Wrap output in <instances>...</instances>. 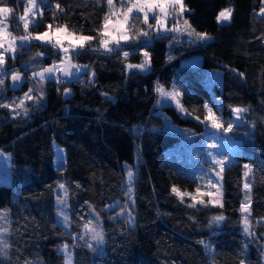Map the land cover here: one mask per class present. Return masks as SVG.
<instances>
[{
  "label": "trees",
  "instance_id": "16d2710c",
  "mask_svg": "<svg viewBox=\"0 0 264 264\" xmlns=\"http://www.w3.org/2000/svg\"><path fill=\"white\" fill-rule=\"evenodd\" d=\"M184 2L189 8L185 18L210 39L175 33L161 38L152 32L149 38L140 36L105 52L92 50L98 47L97 38L73 58L87 65L79 78L48 80L44 86L35 84L25 64H51L61 59L60 51L31 40L18 47L15 59L7 57L6 66L16 67L26 81L13 91L11 76H0L5 78L0 103L18 102L30 83L33 96L42 87L43 98L26 103L27 116L17 109L20 115L13 118L9 108L0 107V151L12 160L10 183L0 184V210H9L3 239L10 245L7 255L0 254V264H65L60 252L65 244L71 247L73 264H264V0ZM39 5L42 16L37 14L29 25L32 34L51 24L96 36L107 11L105 0H47ZM0 6L13 9L7 18L9 32L25 35L19 16L27 0H0ZM228 7L232 20L220 24L217 16ZM137 25L146 28L141 21ZM124 51L129 52L127 59ZM145 52L150 58L145 71L126 67L143 63ZM193 58H200L205 69L222 70L223 82L214 85V92L195 77L192 67H184ZM158 85L180 88L183 105L200 119L205 104L225 124L234 122L233 108L248 109L230 133L239 148L223 173L222 208L207 204L208 196L203 197L207 206L188 207L190 197L182 203L173 194V186L193 194L198 186L206 190L204 181L190 175L197 170L200 176L210 167L204 159L207 132L205 124L174 107H158ZM65 89H70L68 95ZM164 115L189 129L184 137L203 142V148L192 152L182 147L188 145L166 127ZM56 144L66 155L58 167ZM245 164L252 169L247 179L252 183L253 236L244 233L239 210L246 192ZM129 171L134 174L131 196ZM60 184L68 191L67 207L57 204L58 196L64 198ZM93 209L100 214L97 230L102 228L104 236L102 244L92 242L95 251L86 246L90 234L79 239L84 223L96 222ZM61 210L70 218L67 228L59 223ZM220 214L225 219L213 221Z\"/></svg>",
  "mask_w": 264,
  "mask_h": 264
},
{
  "label": "snow or ice",
  "instance_id": "6c2138e0",
  "mask_svg": "<svg viewBox=\"0 0 264 264\" xmlns=\"http://www.w3.org/2000/svg\"><path fill=\"white\" fill-rule=\"evenodd\" d=\"M100 0H97L99 3ZM107 5V11L105 12L102 20V25L96 29V36H88L83 34H77L74 31H70L67 28V25L58 26L55 29V33L64 32L65 35L63 37L64 40H67V46L62 42L60 37L55 39L53 43L52 38L49 36V32L46 31L42 34H37L33 36L32 32L29 31V24L32 23L29 19V15L35 17L37 14L42 16L41 13H37L34 11L37 7V0H27L29 6L24 8L23 15L19 16L20 21H24L23 29L26 33L25 35H13L11 32L7 31L8 24L6 23L7 18L10 13H12L13 9L7 6H0V76L9 75V73L4 71L3 66L6 63V53H15L18 47H23L24 42H30L32 39L47 42L52 45L54 48H58L60 52L64 53L63 59L60 64L53 63L51 67L43 68L39 72H33L31 78H39L38 84L43 85V83L51 79L57 72L62 73L64 77L72 78L78 75L82 68L80 65L72 63V59L82 54V51L86 46L91 47V42L98 39V47L92 48L93 51H98L102 48L105 52H113L121 47V42H129L138 39L140 36L147 37L149 35V31L144 30L137 25V21H141L143 25L147 27L149 30L156 31L161 38L163 37V33H175L176 37L180 35H187L190 38H195L200 41L208 40L210 37L206 33H201L196 31L194 27L189 23V20L184 17V13L188 11L187 6L184 3V0H105ZM117 3L119 6H117ZM56 8L60 11L63 9L60 8V5L57 4ZM261 13L264 14V9L261 10ZM55 16V13L53 14ZM232 15V9H225L219 13L217 16V21H227L230 19ZM171 18V26H169L168 21ZM154 21L153 22H150ZM49 30L52 29V25H48ZM176 37H173L175 39ZM19 40L21 43L17 45L16 41ZM7 44V46H6ZM110 45H115L111 47ZM40 53H37L39 56ZM123 56L125 59L129 56V52L124 51ZM145 61L141 64H127L126 67L128 69L139 68L141 71H145L147 65L150 63V58L148 52L144 53ZM15 59L13 55L11 57ZM61 64L63 67H61ZM85 68L87 66H84ZM75 69V73L72 71ZM48 74V75H46ZM11 79L14 82L20 81L21 76L17 72H13L10 74ZM94 75V74H93ZM241 75H243L241 73ZM57 83H63L64 81L60 79L59 76L56 77ZM4 79L0 78V91L3 90ZM39 92L38 96H33V89L29 88L28 92L25 93L24 97L17 101H12L9 104L0 103V107L9 108L13 113L15 118L20 115V112L23 113L24 116L28 115L29 107L26 105V101H38L43 98V90L42 87L38 88ZM157 93L160 97L167 101L171 100L175 103L176 109L185 114L191 115V112L183 105L181 102V93L173 88V90L168 91L163 86H157ZM70 93V89H65V95ZM160 101H158L159 103ZM204 115L203 119H200L199 116L194 117L199 123L205 124L206 128H212L217 131H223V133H232L234 130V123L232 121L227 122V127L224 126L225 121L213 111L211 107L207 104L204 106ZM17 109L20 112H17ZM247 108L236 107L233 108V113L235 114L236 121H240L243 119L241 113L247 112ZM215 139V137H213ZM207 148L210 151H207L206 156L204 157L205 162L209 163L210 167L206 170H203L201 175L198 177L199 179L205 182V191H201V188L198 186L196 188V193L199 195L184 191L181 192L180 189L176 186L172 187V192L175 194L183 203L184 197H190L192 203L188 204V207H196L197 204L202 206H207V204H211L212 206L223 207L222 199H223V184L222 181L224 179L223 173L226 169L231 168L232 163L230 161V157L227 153H222L219 149V145L217 143H211L207 145ZM244 189L246 190L244 200L240 205V212L242 214V223H243V231L246 235L253 236L254 232L251 231V221L250 217L252 216V197L250 195L252 183L247 178L251 173L252 169L249 165H244ZM134 174L133 172H128V188L127 192L131 196L132 193V184H133ZM59 188L64 192V198H57L58 205H64L67 207V196L68 191L65 188V185L60 184ZM215 189V192L212 191ZM204 196H208L210 199L207 204L203 199ZM114 207V206H109ZM93 214L95 217V223L93 220H88L83 225V234L79 235L80 240H84L86 235L90 234V241L86 242V246L89 249L96 250L93 247L92 242H96L97 245L102 244L104 240L102 228L100 231L97 230L100 222V214L95 212L93 209ZM123 213H121L122 215ZM58 215L63 216L64 227L67 228L69 226L70 218L67 214H65L62 210L58 212ZM7 213L0 211V221H6ZM213 221L219 222L223 221L225 217L220 214L214 216ZM8 233V228L0 227V254L7 255V249L10 245L6 240L3 239L4 234ZM73 239H77V237H73ZM203 243V242H202ZM207 247V246H206ZM62 251L65 253V264H72V255L69 252V245L65 244L63 246ZM28 264V262H26ZM243 264V261H241Z\"/></svg>",
  "mask_w": 264,
  "mask_h": 264
},
{
  "label": "rangeland",
  "instance_id": "374dc122",
  "mask_svg": "<svg viewBox=\"0 0 264 264\" xmlns=\"http://www.w3.org/2000/svg\"><path fill=\"white\" fill-rule=\"evenodd\" d=\"M40 1L41 2H47V0H37V7H36V9H34V11H36L37 13L41 11V7L39 5ZM117 6H119V5H117ZM225 9H232V8H229L228 7V8H225ZM225 9H223V10H225ZM188 11H189V8H188ZM232 15H233V10H232ZM232 15H231V17H230L229 20H227V21H220L219 23L220 24L229 23L232 20ZM184 17H185V14H184ZM0 18H2V17H0ZM150 22H151V20H150ZM6 23L8 24L7 21H6ZM170 26H171V24H170ZM57 27H54L51 30L47 29V30H45L43 32L34 33L33 36H35L37 34H42V33L46 32V31H48L49 32V36L52 38L53 42H55V39L57 37H60L62 39V42L64 43L65 41H67V40H64L63 39L65 33L64 32L55 33V29ZM144 30L149 31V35L147 37H144L143 36L144 38H149V37H151V33L152 32H156V31L147 29V27ZM7 31H9V26L7 28ZM32 40H35V39H32ZM35 41H38V40H35ZM39 42H42V41H39ZM130 42H133V41H129L127 43H130ZM16 43H17V41H16ZM42 43H47V42H42ZM121 43H125V42L122 41ZM18 44L19 43H17V45ZM47 44H50V43H47ZM6 46H7V44H6ZM1 51H3V50L1 49ZM16 53H17V51L14 54L11 53V52L6 53L5 54L6 61H7V57H12L13 55L16 56ZM61 55H62L61 59L54 60L51 64H48V65H43V62H41L40 60H35L32 63H30V64H25V66H26V68H28L30 70V74L32 76V73L33 72H39L43 68L51 67L53 65V63L60 64L61 60L63 59L64 53L61 52ZM72 63L78 64L82 68V71L78 75H76V76H74V77L71 78V79H77V78L80 77V74L83 73V71L86 70L87 67L85 68L84 66H87V65H85L83 63H78V62L74 61L73 59H72ZM183 65H184V67H187V66L192 67L194 69L195 77L199 81H201L206 87H208L212 92H214V85L215 84H222V82H223V73H222V70L205 69V68H203L201 66V59L200 58H193V59H191L189 61H186L185 60L183 62ZM61 67H63L62 64H61ZM3 68H4V71L5 72L9 73V75H4L6 78L7 77H10L11 76L10 74L16 71V67H7L6 66V63L3 66ZM72 71L75 73V69H73ZM46 75H48V74H46ZM57 76H59L60 79L70 80V78L64 77L62 75V73H59V72H57L54 76H52L51 79H48V80H56V77ZM38 79H39L38 77L35 78V79L32 78V80L35 82L36 85H39L38 84ZM48 80H46L43 83L42 86H44L45 83ZM32 86H33L32 83H30V88H32ZM159 86H161V85H159ZM3 87H4V85H3ZM163 87L166 90H168V91H171V90H173V88H175L176 90H178L181 93V96H182V91L177 86H174L173 85L170 88H167L165 86H163ZM23 97H24V95L21 96V98H23ZM158 101H160V102L158 103ZM28 102L29 101H26V103H28ZM181 102H182V100H181ZM156 104H157L158 107L172 106V107H174L176 109V105H175V103L173 101H171V100H167V101L163 100L160 97V95L157 93V91H156ZM179 113L182 116H184V117L194 118V116L192 114L191 115H185V114H183L181 112H179ZM164 116H165L164 119H165L166 127H168L169 129H171L173 132L180 134L181 135V139L183 140V142L184 143H187L188 146H182V147H187V148L189 147L192 152L193 151L197 152V151H199L200 149L203 148V142H200L199 140H196V139H186L184 137V134L185 133L190 132L189 129H186V128H183V127H180V126L174 124L169 116H167V115H164ZM217 116L221 117L220 115H217ZM241 116H243V113H241ZM221 118L223 119V117H221ZM234 118H235V114H234ZM234 122L239 124L240 122H242V120L236 121V118H235L234 119ZM224 126L227 127V124H224ZM206 132H207L206 133V136H207V145L208 144H211V143H217L219 145L220 151L222 153H227L228 156L230 157V161H231L234 152L236 150H238V148H239V143L231 136L230 133H223L222 130L221 131H217V130L212 129V128H206ZM213 137H215V139H213ZM207 151H210V149L207 148ZM55 152H56V155H55L56 156L55 164L58 167V166H60L61 164H63L65 162L66 155H65L64 148H62L58 144L55 145ZM199 157H194L193 160L197 161V160H199ZM11 175H12V160H11V157H10L9 154H6V153H3L2 151H0V184H8V183H10ZM188 175H190V173H188ZM190 176H193V179L196 180V181H198L199 183H200V181L203 182V180H201V179L198 178L199 176L197 175V170H196L195 173H193V175H190ZM222 184H223V181H222ZM212 191L215 192V189H212ZM222 192H223V188H222ZM194 194H198V193H194ZM222 201H223V199H222ZM215 207H218V206H215ZM0 211H3V212H6L7 213V219H6V221H0V227L7 228L6 225H7L8 218H9V210L6 208V209H2ZM59 223L64 226L63 219H60L59 220ZM63 246L64 245L61 246L60 252L65 256V253L62 251ZM69 252L72 255L71 247L70 246H69ZM72 264H73V255H72Z\"/></svg>",
  "mask_w": 264,
  "mask_h": 264
},
{
  "label": "water",
  "instance_id": "95a60500",
  "mask_svg": "<svg viewBox=\"0 0 264 264\" xmlns=\"http://www.w3.org/2000/svg\"><path fill=\"white\" fill-rule=\"evenodd\" d=\"M17 73L20 74V76H21V80L15 82V86H14V82H13V80H12L11 77H10L11 89H12L13 91H19V90L22 88V86L25 84V81H26V78H25V76H24V74H23L22 72H17Z\"/></svg>",
  "mask_w": 264,
  "mask_h": 264
},
{
  "label": "built area",
  "instance_id": "2783aa9c",
  "mask_svg": "<svg viewBox=\"0 0 264 264\" xmlns=\"http://www.w3.org/2000/svg\"><path fill=\"white\" fill-rule=\"evenodd\" d=\"M28 19H29L30 21H32V23H33V21H34V17H32L31 15H29ZM32 23H30L29 25H31ZM64 44H65V46H67V41H65ZM51 48H52V50H53L54 52H57V51L59 50L58 48H54V47H52V45H51ZM2 79L5 80L4 77H2Z\"/></svg>",
  "mask_w": 264,
  "mask_h": 264
}]
</instances>
